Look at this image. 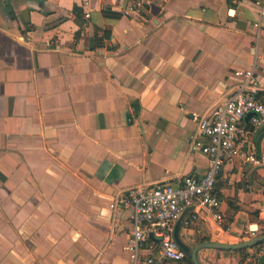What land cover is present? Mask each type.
<instances>
[{
	"label": "crops",
	"instance_id": "0c3cea01",
	"mask_svg": "<svg viewBox=\"0 0 264 264\" xmlns=\"http://www.w3.org/2000/svg\"><path fill=\"white\" fill-rule=\"evenodd\" d=\"M263 6L0 0V264H144L150 249L134 252L128 241L132 208L112 201L207 171L208 156L191 147L190 114L221 104L241 79L236 70L254 67L264 88ZM240 126L262 162L226 160L216 187L223 220L188 210L190 225L178 227L187 258L159 264H194L202 242L264 236V128ZM197 257L264 264V239L204 246Z\"/></svg>",
	"mask_w": 264,
	"mask_h": 264
},
{
	"label": "built area",
	"instance_id": "2783aa9c",
	"mask_svg": "<svg viewBox=\"0 0 264 264\" xmlns=\"http://www.w3.org/2000/svg\"><path fill=\"white\" fill-rule=\"evenodd\" d=\"M141 3L137 1L136 8H140ZM136 8H130V11L134 12ZM235 75L241 78L237 88L211 113L190 114L196 123L191 147L208 156L207 171L200 177L186 175L175 182L159 181L149 186L132 187L127 196L119 195L112 201V207L132 208L133 222L128 241L134 252L140 247L150 249L142 261L144 264H159L168 259L179 261L186 257V251L175 238L174 226L179 220L186 227L190 225V220L185 217L188 210L196 219L223 220L216 183L226 160H236L240 165L262 162L263 158L253 150L251 131L240 125L249 119L253 128H264V88L258 85L254 67L236 70ZM152 237L158 240L155 244Z\"/></svg>",
	"mask_w": 264,
	"mask_h": 264
},
{
	"label": "water",
	"instance_id": "95a60500",
	"mask_svg": "<svg viewBox=\"0 0 264 264\" xmlns=\"http://www.w3.org/2000/svg\"><path fill=\"white\" fill-rule=\"evenodd\" d=\"M179 220L176 224V228H175V238L178 241V243L180 244V246L185 250V251H190L189 246H187L179 237L178 235V227L180 224ZM264 236L249 240V241H245V242H241L238 244H224V243H215V242H202L200 244H197L193 249H192V256H193V261L194 264H201L200 261L198 260L197 257V252L200 248L204 247V246H215V247H220V248H237V247H244V246H250L253 245L255 243H258L259 241L263 240Z\"/></svg>",
	"mask_w": 264,
	"mask_h": 264
},
{
	"label": "trees",
	"instance_id": "16d2710c",
	"mask_svg": "<svg viewBox=\"0 0 264 264\" xmlns=\"http://www.w3.org/2000/svg\"><path fill=\"white\" fill-rule=\"evenodd\" d=\"M74 11L76 12L77 17H79V14L81 13V10H80V8L77 5L74 7ZM216 187H217V183H216ZM240 251H244V248L240 249ZM188 261H189V264H193V262H192V260L190 258H189Z\"/></svg>",
	"mask_w": 264,
	"mask_h": 264
}]
</instances>
